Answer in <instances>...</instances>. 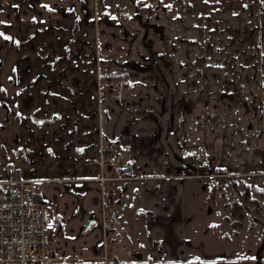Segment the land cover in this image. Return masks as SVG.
<instances>
[{"label":"crops","instance_id":"1","mask_svg":"<svg viewBox=\"0 0 264 264\" xmlns=\"http://www.w3.org/2000/svg\"><path fill=\"white\" fill-rule=\"evenodd\" d=\"M98 8L97 0H0V46L11 51L0 55V111L8 121L0 130V176L17 161L38 179L62 233L54 248L60 258L26 264H199L206 251L189 227L214 209L204 191L197 207L185 179L196 178L199 188L205 179L206 188L214 178L186 176L195 147L205 143L204 158L229 174L223 180L264 174L263 11L200 20L198 43L185 15L173 13L141 43L111 42L122 16L103 17ZM96 57L104 70H124L130 89L120 101L104 89L102 133ZM114 145L123 157L101 164ZM122 160L133 169L128 177L97 179L118 175ZM104 197L118 211L112 231L125 238V251L111 249L106 260L97 247Z\"/></svg>","mask_w":264,"mask_h":264},{"label":"rangeland","instance_id":"2","mask_svg":"<svg viewBox=\"0 0 264 264\" xmlns=\"http://www.w3.org/2000/svg\"><path fill=\"white\" fill-rule=\"evenodd\" d=\"M103 5H108L109 7L114 6L112 2H104ZM112 1V0H111ZM177 3H182L185 5V8H169L171 12L168 15L176 14L178 16L185 15V20L188 27H191L189 30L190 36L194 41H199V26L197 28L198 22L200 20H206L208 22L219 21L220 17L224 19H229L230 14H240L246 12H259L263 11L260 14L262 19V24H264V0H175ZM118 4V8H98V13L100 16L106 17H115L116 15L122 16V20L119 21V27L113 28L110 35V41L113 42V38H117V41L128 40L134 41L138 39L142 43L143 40H150L151 30H162L161 27L156 26L148 16L147 10L150 8H127L126 4ZM259 6L261 8H253ZM210 7V8H208ZM227 7V8H220ZM242 7H252V8H242ZM142 10L144 15L137 16L136 11ZM165 15V14H163ZM211 19V20H208ZM152 22V23H150ZM160 23L159 21H157ZM196 22V23H195ZM96 26H97V22ZM193 23V24H192ZM196 24V26H193ZM98 27V26H97ZM112 26H110L111 28ZM158 27V28H157ZM101 34V29L96 30L95 42H97V35ZM260 38L264 39V26L258 29ZM99 34L100 38L101 35ZM255 35L257 32L255 31ZM127 42V44L129 43ZM127 46V45H125ZM129 46V45H128ZM96 79V77H95ZM130 93L129 86L121 94L119 101L124 96ZM96 94L97 93V84H96ZM112 98H115L112 96ZM206 120L207 128L211 126L212 123V114L206 112L205 116L202 117ZM237 134V129H236ZM202 145H205L202 144ZM199 145L195 147L193 151L194 155H197L198 158H202L205 154L204 149L199 148ZM206 146V145H205ZM206 158V157H205ZM207 159V158H206ZM189 161V163H188ZM120 165L121 167L126 166V160H122ZM188 169L193 168L192 157L187 160ZM120 172V171H119ZM120 174V173H119ZM214 180L206 188H202L205 184V179H198L201 182L202 187L195 186V182L192 180H197L196 178H187L190 182L191 187L189 191L192 194L193 201L196 202L197 207L200 206V196L199 192L204 191V198L207 200V206H211L214 209L213 212L207 211V216L202 215L199 218H196L189 227V232L192 234L191 240L196 241L198 239L202 240L201 251L204 253L205 257L201 258L199 264H241L249 262V264H260L255 258L261 247L260 257L264 262V194H260L257 188L264 189V174L258 175H248L244 174L237 179L236 181L231 178L224 179L223 177H213ZM125 181H132V179H124ZM249 184L252 187L251 194L259 198V203H251L245 201L243 210L245 217L243 219V226L239 227L241 234L239 236L232 235V240L224 236L225 231L232 232V227L229 225V222L225 219L224 213L228 214L229 209L226 208L225 202L231 200L234 197H241V191L244 186ZM202 189V190H201ZM112 192L114 199H116V190ZM120 196L122 191L119 192ZM250 194V195H251ZM121 198V197H120ZM203 204V203H202ZM194 205V207H196ZM115 208V207H114ZM220 209L221 212L217 210ZM199 214V213H198ZM198 234L199 237H196ZM218 257L222 258L220 260ZM56 262H53V264Z\"/></svg>","mask_w":264,"mask_h":264},{"label":"built area","instance_id":"3","mask_svg":"<svg viewBox=\"0 0 264 264\" xmlns=\"http://www.w3.org/2000/svg\"><path fill=\"white\" fill-rule=\"evenodd\" d=\"M127 76L123 70L96 71L98 93L99 130L103 131L102 100L105 88H114L108 94L119 97L125 90ZM199 148L205 149L204 145ZM123 152L116 146L101 159V164L107 161H119ZM194 171L186 174L193 177L225 176L227 173L214 170L209 159L192 157ZM126 178L122 175L97 177L102 183L109 179ZM81 178H71L78 180ZM88 179V178H82ZM37 179L25 176L14 164H8L0 177L3 199L0 202V264L18 262L26 264L29 261L47 262L60 258L55 253V244L62 238L57 220L43 196L36 190ZM117 210L107 203L104 197L100 225L102 226V256L107 259L108 247L118 246L122 251L123 237L112 231L116 223Z\"/></svg>","mask_w":264,"mask_h":264},{"label":"flooded vegetation","instance_id":"4","mask_svg":"<svg viewBox=\"0 0 264 264\" xmlns=\"http://www.w3.org/2000/svg\"><path fill=\"white\" fill-rule=\"evenodd\" d=\"M98 1V3H99V8H107V7H109L108 5H103L102 3H103V0H97ZM102 3H101V2ZM174 1L175 0H105L104 2H112L113 4H114V6H111V7H109V8H118V4H124L123 6H121L122 8H124V6L126 5V4H128V5H126L127 6V8H130V7H132V8H150L149 10H147V14H148V16L146 17V18H148V17H150L151 18V20H154V21H152L153 23L154 22H156V23H154V24H156V26H158V27H160V23H158L157 21H160L161 19H163L164 17H166V15L167 14H169V12H171V10L169 9V8H171L173 5V3H174ZM140 11H136L135 13H136V15L137 16H140V15H144L143 13H142V10L141 9H139ZM163 14H165V15H163ZM97 16H98V13H95V22L97 21ZM152 22H150V23H152ZM157 27V28H158ZM96 43H98V41L96 42ZM96 46H98V45H96ZM0 55H2V56H10L11 55V51H9V50H7V49H3V47L2 46H0ZM98 57H99V52H98ZM96 62H97V64H96V70H95V77H96V71H97V69H103L104 70V68H102L101 67V63L99 62V58H97L96 57ZM0 63H2V60H1V56H0ZM105 70H110V69H105ZM124 71V70H123ZM125 72V71H124ZM125 74H126V72H125ZM126 76H127V74H126ZM127 83V79H126V82H125V84ZM124 84V87H125V89L128 87V86H126ZM108 89V91L109 92H112L113 90H114V88H107ZM110 94V93H109ZM109 94H108V92L105 94V95H107V96H109ZM111 96V95H110ZM121 96H119V97H115L116 99H119ZM98 101V100H97ZM6 110H4V111H0V130H2V127L5 125L4 124V122H8L7 120H6V118H5V116H6ZM200 145H202V144H200ZM205 146V145H204ZM114 147H116V145H114ZM113 147V148H114ZM205 150H206V146H205ZM20 151H22V149L21 148H13L12 149V152L14 153V154H18V152H20ZM8 164H14V165H16L17 166V168L21 171V168H20V163L19 162H17V161H12L11 163H8ZM7 164V165H8ZM6 165V166H7ZM5 166V167H6ZM220 172H223V171H220ZM21 173H23L22 171H21ZM223 173H225V172H223ZM228 174V173H227ZM25 175V174H24ZM26 176V175H25ZM1 177V176H0ZM82 179V178H81ZM38 180V179H37ZM84 180V179H83ZM39 181V180H38ZM37 181V182H38ZM242 192V191H241ZM111 197H112V195H111ZM233 199V198H232ZM112 201H114V198H112ZM109 202V201H108ZM117 216H118V214H117ZM226 216V215H225ZM226 218V217H225ZM94 221H96V220H94ZM92 223H90L89 224V226L91 225ZM120 236H122L123 237V245L121 246V248H122V251H119V247L118 246H110V247H108V254H110V252L112 251L111 249H116L118 252H121V253H123L125 250H124V244H125V238H124V236L122 235V234H119ZM100 243H102L101 242V240L97 243V247H98V249H101L102 248V245H100ZM261 248V247H260ZM111 250V251H110ZM260 251H261V249H260ZM260 251H258V253H257V256L255 257L257 260H258V262L260 263V264H264V262L261 260V257L259 256L260 254Z\"/></svg>","mask_w":264,"mask_h":264},{"label":"trees","instance_id":"5","mask_svg":"<svg viewBox=\"0 0 264 264\" xmlns=\"http://www.w3.org/2000/svg\"><path fill=\"white\" fill-rule=\"evenodd\" d=\"M260 194H264L263 188H257ZM252 187L249 184H246L241 192V197H234L231 200H227L225 202L226 208L229 209V213L226 214V219L229 221L232 226V232L234 234H239L237 226H243V219L245 217V213L243 210V206L245 205V201H249L251 203H259V198L251 194ZM251 194V195H250ZM109 199L107 197V203Z\"/></svg>","mask_w":264,"mask_h":264},{"label":"water","instance_id":"6","mask_svg":"<svg viewBox=\"0 0 264 264\" xmlns=\"http://www.w3.org/2000/svg\"><path fill=\"white\" fill-rule=\"evenodd\" d=\"M230 95H232V94H230ZM132 167L131 166H123L122 168H121V171L123 172V173H131L132 172ZM100 245H102V243H100ZM260 249L261 248H259V251H260Z\"/></svg>","mask_w":264,"mask_h":264},{"label":"snow or ice","instance_id":"7","mask_svg":"<svg viewBox=\"0 0 264 264\" xmlns=\"http://www.w3.org/2000/svg\"><path fill=\"white\" fill-rule=\"evenodd\" d=\"M46 7V6H45Z\"/></svg>","mask_w":264,"mask_h":264}]
</instances>
